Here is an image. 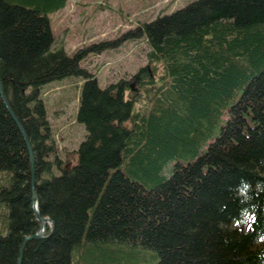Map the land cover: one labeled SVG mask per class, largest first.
<instances>
[{
  "label": "trees",
  "instance_id": "16d2710c",
  "mask_svg": "<svg viewBox=\"0 0 264 264\" xmlns=\"http://www.w3.org/2000/svg\"><path fill=\"white\" fill-rule=\"evenodd\" d=\"M67 2L0 0V79L54 223L21 264H128L124 247L157 264H264V0H191L74 54L54 47L51 15ZM140 38L149 61L131 82L103 87L81 65ZM70 77L83 78L86 134L62 156L42 90ZM0 174V264H18L40 221L28 145L1 94Z\"/></svg>",
  "mask_w": 264,
  "mask_h": 264
},
{
  "label": "rangeland",
  "instance_id": "374dc122",
  "mask_svg": "<svg viewBox=\"0 0 264 264\" xmlns=\"http://www.w3.org/2000/svg\"><path fill=\"white\" fill-rule=\"evenodd\" d=\"M191 0H68L64 9L52 14L55 30V48L64 47L67 53L74 52L93 43L116 39L139 24L151 21L157 16L171 13ZM150 47L144 38L127 40L120 47L107 49L102 53H90L82 61V67L95 74L101 86L126 79L148 63ZM81 77H70L53 82L42 90L52 135L56 148L62 156L76 148L83 140L86 129L76 120V111ZM133 87H136V83ZM187 160L183 159V162ZM0 174V184L4 182ZM6 180V179H5ZM0 208V228L3 226ZM37 219V218H36ZM4 230V229H2ZM4 232V231H3ZM126 254L119 263L157 264L158 254L153 250H135L124 247Z\"/></svg>",
  "mask_w": 264,
  "mask_h": 264
},
{
  "label": "water",
  "instance_id": "95a60500",
  "mask_svg": "<svg viewBox=\"0 0 264 264\" xmlns=\"http://www.w3.org/2000/svg\"><path fill=\"white\" fill-rule=\"evenodd\" d=\"M0 94H1L2 100L4 101V103L7 106L8 110L11 112L13 117L16 119V121H17V123H18V125L20 127V130H21L23 136L25 137L27 145H28L30 158H31V168H32V188H33V197H34V199H33L34 200L33 201V209H34L35 217L40 221V228L35 233L30 234V235H26L24 237L23 243L21 245V253H20V258H19V263H18V264H21L23 248H24L26 242L31 240V239H34V238H42V237H44L45 233L47 231L46 222L51 224L52 226H53L54 223H53V220L49 216H44L40 212L38 195H37V192H36V190L34 188V185H35V179H34L35 161H34V156H33L32 149H31V145H30V140H29L28 134L26 133L23 125L17 119V117H16V115H15V113H14V111H13V109H12L8 99H7V97L5 96L4 89H3V86H2V83H1V79H0ZM52 231H53V228H52Z\"/></svg>",
  "mask_w": 264,
  "mask_h": 264
},
{
  "label": "bare ground",
  "instance_id": "6f19581e",
  "mask_svg": "<svg viewBox=\"0 0 264 264\" xmlns=\"http://www.w3.org/2000/svg\"><path fill=\"white\" fill-rule=\"evenodd\" d=\"M46 224H49V223L46 222Z\"/></svg>",
  "mask_w": 264,
  "mask_h": 264
}]
</instances>
